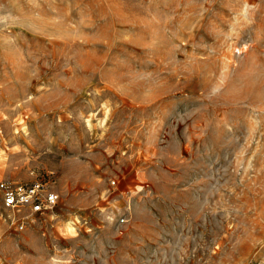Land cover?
<instances>
[{"label":"rangeland","instance_id":"obj_1","mask_svg":"<svg viewBox=\"0 0 264 264\" xmlns=\"http://www.w3.org/2000/svg\"><path fill=\"white\" fill-rule=\"evenodd\" d=\"M2 180L0 264H264V0H0Z\"/></svg>","mask_w":264,"mask_h":264},{"label":"built area","instance_id":"obj_2","mask_svg":"<svg viewBox=\"0 0 264 264\" xmlns=\"http://www.w3.org/2000/svg\"><path fill=\"white\" fill-rule=\"evenodd\" d=\"M0 199L2 209L10 213L12 224L17 223L15 230L18 232L26 228V223L52 212L59 201L49 182L37 180L30 183L0 181Z\"/></svg>","mask_w":264,"mask_h":264}]
</instances>
